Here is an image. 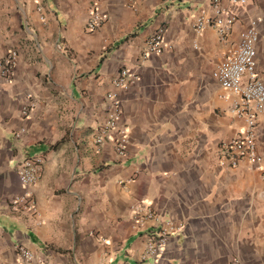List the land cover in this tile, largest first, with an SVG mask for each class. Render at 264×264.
I'll use <instances>...</instances> for the list:
<instances>
[{
	"label": "crops",
	"instance_id": "crops-1",
	"mask_svg": "<svg viewBox=\"0 0 264 264\" xmlns=\"http://www.w3.org/2000/svg\"><path fill=\"white\" fill-rule=\"evenodd\" d=\"M99 3L107 20L89 31L90 0H0V55L19 52L12 79L0 78V264H25L17 243L34 253L31 264H231L235 256L264 264V177L245 161L234 169L219 163L221 143L246 121L233 111L238 96L213 74L260 18L264 80V0L240 9L225 42L213 26L194 29L196 17L214 13L210 0ZM161 26L169 48L144 57ZM125 66L139 79L120 91L129 129L122 157L115 132L101 145L95 136ZM29 93L37 106L24 118ZM257 146L264 155V115ZM35 154L46 158L32 188L36 210L15 213L9 200L24 191L17 165ZM138 205L158 219L137 218ZM170 222L182 231L159 261L144 258Z\"/></svg>",
	"mask_w": 264,
	"mask_h": 264
},
{
	"label": "built area",
	"instance_id": "built-area-1",
	"mask_svg": "<svg viewBox=\"0 0 264 264\" xmlns=\"http://www.w3.org/2000/svg\"><path fill=\"white\" fill-rule=\"evenodd\" d=\"M139 0H129V5L136 9ZM252 0H210L214 13L211 16L199 15L193 24L194 29L201 33L208 26H213L220 41L229 39L235 24L239 20V11ZM259 1V0H253ZM41 18L45 19L44 8L38 7ZM107 20V15L102 13L99 0H90L89 17L87 28L93 31L101 27ZM260 18H254L250 24L241 31L238 45L226 57L218 63L214 70V77L226 90L238 96L233 111L244 117L245 129L234 137L221 143L219 151V163L226 169H234L242 162H247L250 167L259 169L264 177V155L258 151L257 128L258 116L264 115V80L257 74V42L260 38ZM166 27L161 26L146 42L143 50L144 57L151 54H162L169 45L165 40ZM19 52L16 48H10L6 53L0 55V78L12 79L18 62ZM139 79L138 73L130 68L123 67L114 77V90L106 95L107 118L100 125L95 141L101 145L112 132L115 147L122 157L127 156L129 129L123 121V104L120 91L128 89ZM37 99L29 93L21 109V115L27 118L36 108ZM26 132L22 127L16 136L20 137ZM45 156L35 154L24 157L17 165V172L23 187V193L10 198L9 206L15 213H31L36 210L37 203L34 199L32 188L39 182L44 166ZM145 212L143 218L158 219V216L150 209H144L141 205L135 207V215L140 219L141 213ZM183 225L175 226L171 222L168 226L155 232L149 241L144 258L159 261L163 251L172 234L182 231ZM22 261L31 264L35 260L34 253L23 243L15 246ZM231 264H244L239 257H234Z\"/></svg>",
	"mask_w": 264,
	"mask_h": 264
}]
</instances>
